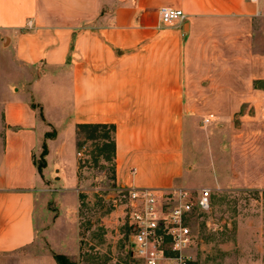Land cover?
Listing matches in <instances>:
<instances>
[{
	"label": "crops",
	"instance_id": "obj_1",
	"mask_svg": "<svg viewBox=\"0 0 264 264\" xmlns=\"http://www.w3.org/2000/svg\"><path fill=\"white\" fill-rule=\"evenodd\" d=\"M162 7L186 18L162 26ZM0 45L22 77L3 89L0 264L78 259L80 125L114 126L119 188L159 191L192 189L226 126L234 184L264 189V0H0Z\"/></svg>",
	"mask_w": 264,
	"mask_h": 264
},
{
	"label": "rangeland",
	"instance_id": "obj_2",
	"mask_svg": "<svg viewBox=\"0 0 264 264\" xmlns=\"http://www.w3.org/2000/svg\"><path fill=\"white\" fill-rule=\"evenodd\" d=\"M5 48L6 45L4 48L0 45V118L5 85L14 81L20 85L22 80L19 71L11 67ZM261 82L264 83V77L254 82L255 88H262ZM202 126L198 133L206 136L207 129ZM238 126L236 121L232 136L245 135L244 127ZM262 126H258V130L264 134V129L259 128ZM76 134L79 256L72 262L140 264L126 252L129 230L124 220L123 195L116 181L111 130L77 128ZM209 135L217 136L220 148L212 149V158L205 161L194 158V166L197 161L201 162L190 174L192 184H187L195 192L206 188L211 196L210 210L193 217V243L189 248L188 264H264V189L234 184V176L227 167L226 126H218L214 134ZM243 139H237L242 151ZM210 143L205 142V145L211 146ZM42 152L43 147L35 159L37 162ZM43 183L38 193L45 200L44 210L56 211L52 197L55 184Z\"/></svg>",
	"mask_w": 264,
	"mask_h": 264
},
{
	"label": "built area",
	"instance_id": "obj_3",
	"mask_svg": "<svg viewBox=\"0 0 264 264\" xmlns=\"http://www.w3.org/2000/svg\"><path fill=\"white\" fill-rule=\"evenodd\" d=\"M258 4L260 0H247ZM162 26L183 21V11L162 7L158 10ZM30 27L29 23L27 24ZM124 199V220L129 230L126 252L140 264H188L193 243L195 215L211 207L210 191L173 188H119Z\"/></svg>",
	"mask_w": 264,
	"mask_h": 264
},
{
	"label": "trees",
	"instance_id": "obj_4",
	"mask_svg": "<svg viewBox=\"0 0 264 264\" xmlns=\"http://www.w3.org/2000/svg\"><path fill=\"white\" fill-rule=\"evenodd\" d=\"M78 129L79 128H90V129H93V130H96L98 128H107L109 130H111V133H112V138H111V147H112V152H113V155H114V148H115V144H114V140H113V132H114V126L112 125H80L77 127ZM55 136V133L54 132H51V133H47L45 134V139H50L52 137ZM47 154V149H46V145L43 144V152L39 158V161L40 162H37L35 159H34V164L36 166V169L38 171V173L41 175L42 173V170L43 168H45L46 164H45V156ZM53 258L55 259V262L57 264H76L74 262H72L70 259H68V257L64 256V255H61V254H54L53 255Z\"/></svg>",
	"mask_w": 264,
	"mask_h": 264
},
{
	"label": "water",
	"instance_id": "obj_5",
	"mask_svg": "<svg viewBox=\"0 0 264 264\" xmlns=\"http://www.w3.org/2000/svg\"><path fill=\"white\" fill-rule=\"evenodd\" d=\"M260 86H262V88L264 87L262 82L260 83Z\"/></svg>",
	"mask_w": 264,
	"mask_h": 264
}]
</instances>
